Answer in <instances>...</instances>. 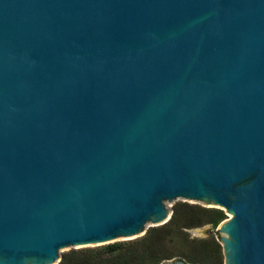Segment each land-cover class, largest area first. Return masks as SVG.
<instances>
[{
  "label": "water",
  "instance_id": "1",
  "mask_svg": "<svg viewBox=\"0 0 264 264\" xmlns=\"http://www.w3.org/2000/svg\"><path fill=\"white\" fill-rule=\"evenodd\" d=\"M178 198L229 214L224 264H264V0H0V264Z\"/></svg>",
  "mask_w": 264,
  "mask_h": 264
},
{
  "label": "trees",
  "instance_id": "2",
  "mask_svg": "<svg viewBox=\"0 0 264 264\" xmlns=\"http://www.w3.org/2000/svg\"><path fill=\"white\" fill-rule=\"evenodd\" d=\"M225 217L222 208L179 200L172 205L166 222L149 226L142 235L98 247L64 250L56 264H162L178 256L189 264L222 263L216 227ZM205 224L211 228L206 236L190 235L189 228Z\"/></svg>",
  "mask_w": 264,
  "mask_h": 264
},
{
  "label": "rangeland",
  "instance_id": "3",
  "mask_svg": "<svg viewBox=\"0 0 264 264\" xmlns=\"http://www.w3.org/2000/svg\"><path fill=\"white\" fill-rule=\"evenodd\" d=\"M179 200H182V199L178 198V199H175L174 201H172V205L175 202L179 201ZM190 202H192V201H190ZM196 203H200V202H196ZM200 204H202V203H200ZM202 205L208 206V205H206V203H204ZM228 216H229V214L226 213V217L225 218H227ZM210 230H211V228H210V225L209 224H205V225H200V226H196V227L189 228L190 235L191 236H196V237L197 236H199V237H202L203 236L204 237V236H206L210 232ZM215 236H216V234H215ZM219 237H220V235H218V238L217 239H220ZM129 239H131V238H129ZM120 240H125V239H120ZM171 240H172V238H171ZM173 240H175V237L174 236H173ZM104 244H106V243L97 244V245H87V246H81V247H98V246H101V245H104ZM71 248H78V247H70V248H67V249H64V250H70ZM221 248H222V245H221ZM221 264H224V261H222Z\"/></svg>",
  "mask_w": 264,
  "mask_h": 264
}]
</instances>
